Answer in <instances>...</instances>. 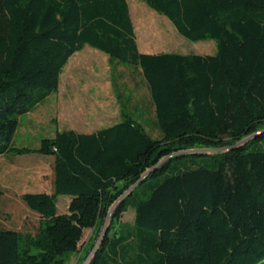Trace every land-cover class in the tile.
<instances>
[{"label": "trees", "instance_id": "trees-1", "mask_svg": "<svg viewBox=\"0 0 264 264\" xmlns=\"http://www.w3.org/2000/svg\"><path fill=\"white\" fill-rule=\"evenodd\" d=\"M142 1L215 54H141L126 0H0V156L53 158L50 193L20 198L38 229H0V264H67L103 227L77 264H264V0ZM85 46L136 72L159 138L115 86L119 122L13 147L19 117Z\"/></svg>", "mask_w": 264, "mask_h": 264}, {"label": "rangeland", "instance_id": "rangeland-1", "mask_svg": "<svg viewBox=\"0 0 264 264\" xmlns=\"http://www.w3.org/2000/svg\"><path fill=\"white\" fill-rule=\"evenodd\" d=\"M126 3L140 53L215 54L214 41L189 42L176 32L165 17L152 11L142 0H126ZM115 86L118 91L123 89L120 103L127 104L126 111L133 119L141 122L153 139H158L159 134L153 128L151 113L147 112L149 97L140 77L125 66L110 63L105 54L85 46L64 66L57 93L50 94L29 113L19 117L12 146L35 150L42 139L53 138L57 131L74 128L87 133L119 122L120 104ZM195 153L211 154L213 151L200 150ZM52 167L53 158L49 156H0L1 230L32 235L36 233L39 217L20 198L23 194L49 193ZM69 202L70 197L57 198L58 215L66 214ZM133 219V210H128L122 216L121 223L131 225ZM100 231L85 230L78 245L79 253L73 255L67 264H77L85 251L96 246Z\"/></svg>", "mask_w": 264, "mask_h": 264}, {"label": "crops", "instance_id": "crops-1", "mask_svg": "<svg viewBox=\"0 0 264 264\" xmlns=\"http://www.w3.org/2000/svg\"><path fill=\"white\" fill-rule=\"evenodd\" d=\"M136 44H137V42H136ZM137 48H138V51H139V47H138V45H137ZM140 52V51H139ZM145 53V52H144ZM142 54V53H141ZM67 130H72V131H74V132H76V133H79V134H89V133H92V132H95V131H97V130H99V129H96V130H93V131H89V132H87V133H83L82 131L83 130H77V129H74V128H71V129H67ZM52 181V180H51ZM50 193V192H49ZM48 193V194H49Z\"/></svg>", "mask_w": 264, "mask_h": 264}, {"label": "water", "instance_id": "water-1", "mask_svg": "<svg viewBox=\"0 0 264 264\" xmlns=\"http://www.w3.org/2000/svg\"><path fill=\"white\" fill-rule=\"evenodd\" d=\"M250 138L246 139L245 141L249 140ZM245 141H242L241 143H238L237 145H240L242 143H244Z\"/></svg>", "mask_w": 264, "mask_h": 264}]
</instances>
